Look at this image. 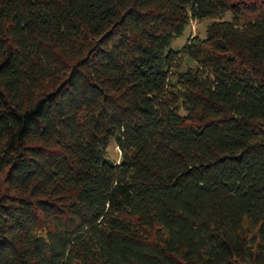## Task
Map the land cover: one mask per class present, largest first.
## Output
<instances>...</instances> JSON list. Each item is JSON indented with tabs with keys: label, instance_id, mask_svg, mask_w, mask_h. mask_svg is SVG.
Returning a JSON list of instances; mask_svg holds the SVG:
<instances>
[{
	"label": "trees",
	"instance_id": "trees-1",
	"mask_svg": "<svg viewBox=\"0 0 264 264\" xmlns=\"http://www.w3.org/2000/svg\"><path fill=\"white\" fill-rule=\"evenodd\" d=\"M0 264H264V0H0Z\"/></svg>",
	"mask_w": 264,
	"mask_h": 264
},
{
	"label": "rangeland",
	"instance_id": "rangeland-1",
	"mask_svg": "<svg viewBox=\"0 0 264 264\" xmlns=\"http://www.w3.org/2000/svg\"><path fill=\"white\" fill-rule=\"evenodd\" d=\"M225 18H227V16H225ZM212 22L211 19H207L204 21H193L189 24V26L184 30L183 34L179 36V38L173 40L170 44L171 48L174 50H180L184 44L186 43V41L190 38V37H194V36H198L200 38H203L205 36V32H206V27L208 26V24ZM183 60V66L182 68H185L187 62L185 59ZM107 157L110 161H115L117 162L119 159V151L118 148L115 147V144L113 141H111V143L109 144V146L107 147Z\"/></svg>",
	"mask_w": 264,
	"mask_h": 264
}]
</instances>
